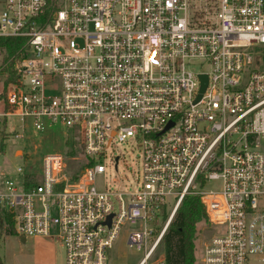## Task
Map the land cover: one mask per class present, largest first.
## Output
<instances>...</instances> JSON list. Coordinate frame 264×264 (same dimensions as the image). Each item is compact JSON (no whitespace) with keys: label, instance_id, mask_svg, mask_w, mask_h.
Here are the masks:
<instances>
[{"label":"built area","instance_id":"1","mask_svg":"<svg viewBox=\"0 0 264 264\" xmlns=\"http://www.w3.org/2000/svg\"><path fill=\"white\" fill-rule=\"evenodd\" d=\"M258 45L264 0H0L1 142L67 130L41 174L21 150L26 166L0 172V210L16 235L59 242L65 264H109L124 235L145 251L138 264H152L194 194L217 229L201 264L264 257ZM115 142L140 151L134 191L96 187Z\"/></svg>","mask_w":264,"mask_h":264},{"label":"rangeland","instance_id":"2","mask_svg":"<svg viewBox=\"0 0 264 264\" xmlns=\"http://www.w3.org/2000/svg\"><path fill=\"white\" fill-rule=\"evenodd\" d=\"M255 53L262 57L261 68L264 69V45L254 48ZM195 70L198 69L196 65ZM3 78L0 77V94L4 92ZM5 101L0 100V113L5 112ZM16 119H11L7 132L15 130ZM48 126V125H47ZM49 127V126H48ZM20 138H8L1 142L0 137V172L6 171L14 173L18 166H26L25 158L18 157L21 151L30 154L35 171L41 174V159L47 154L64 152L63 138L67 130L60 125L49 127L43 132L34 129L22 132ZM20 134V135H22ZM21 150V151H20ZM18 151V152H17ZM113 153L122 154V159L118 170L112 161ZM139 153L137 148L129 144H115L107 151V160L103 162L105 173L97 176L96 187L99 191L107 189H121L124 192L134 191L136 188L135 173L139 169ZM16 154L18 156H16ZM29 162V163H30ZM15 175V174H14ZM2 184L0 177V186ZM219 183H210L207 190H213ZM2 187H0V191ZM174 196L167 200V205L171 209L174 204ZM262 201H260V204ZM264 202V201H263ZM217 232L216 228L206 223L198 225L196 238V256L198 264H201L203 246L209 238ZM145 251L137 250L136 247L130 248L124 243V235L119 238L109 253V264H138L143 258ZM165 250L163 245L156 250L151 263L160 264L164 261ZM0 264H65V250L59 242H52L44 238H28L25 243L19 236L11 235L7 226L0 216ZM248 264H264V257H253Z\"/></svg>","mask_w":264,"mask_h":264},{"label":"trees","instance_id":"3","mask_svg":"<svg viewBox=\"0 0 264 264\" xmlns=\"http://www.w3.org/2000/svg\"><path fill=\"white\" fill-rule=\"evenodd\" d=\"M15 47L9 46V52ZM2 221L11 235H16L11 216L0 210ZM168 215H165L167 219ZM210 225L205 207L198 195H188L179 206L163 239L165 264H198L196 256V238L198 225Z\"/></svg>","mask_w":264,"mask_h":264},{"label":"water","instance_id":"4","mask_svg":"<svg viewBox=\"0 0 264 264\" xmlns=\"http://www.w3.org/2000/svg\"><path fill=\"white\" fill-rule=\"evenodd\" d=\"M203 78H204V77H203ZM205 87H206V77H205V80H204V85H203L202 92L204 91ZM199 99H200V98H199ZM199 99H198V100H199ZM23 240H25V239H23Z\"/></svg>","mask_w":264,"mask_h":264},{"label":"crops","instance_id":"5","mask_svg":"<svg viewBox=\"0 0 264 264\" xmlns=\"http://www.w3.org/2000/svg\"><path fill=\"white\" fill-rule=\"evenodd\" d=\"M26 242V240H23V243H25Z\"/></svg>","mask_w":264,"mask_h":264}]
</instances>
